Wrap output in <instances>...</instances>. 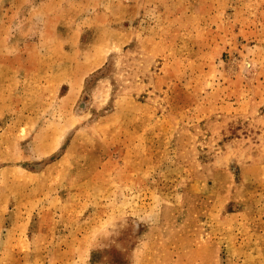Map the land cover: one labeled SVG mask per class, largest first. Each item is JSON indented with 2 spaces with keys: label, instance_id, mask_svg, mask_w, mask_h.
I'll return each mask as SVG.
<instances>
[{
  "label": "rangeland",
  "instance_id": "374dc122",
  "mask_svg": "<svg viewBox=\"0 0 264 264\" xmlns=\"http://www.w3.org/2000/svg\"><path fill=\"white\" fill-rule=\"evenodd\" d=\"M0 264H264V0H0Z\"/></svg>",
  "mask_w": 264,
  "mask_h": 264
}]
</instances>
